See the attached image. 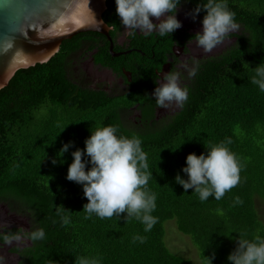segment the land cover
I'll return each instance as SVG.
<instances>
[{
  "label": "trees",
  "instance_id": "1",
  "mask_svg": "<svg viewBox=\"0 0 264 264\" xmlns=\"http://www.w3.org/2000/svg\"><path fill=\"white\" fill-rule=\"evenodd\" d=\"M197 3L181 0L179 7L191 12ZM107 5L103 17L114 28L115 40L120 18L115 0ZM228 6L238 31L225 38L228 46L221 55L199 64L187 87L188 100L164 117L156 114L150 95L155 74L150 73L157 65L161 69L165 52L150 42L131 58L115 57L110 40L96 32L75 36L81 40L71 46V40L64 41L49 61L19 69L0 90V205L29 215L30 231L43 228L46 233L33 242L22 264H77L79 257L100 264H199L171 250V221L191 239L200 264H208L213 255L212 264H229L227 256L240 233L249 239L264 236V92L251 83L252 68L264 63V0H228ZM199 15L202 19L204 13ZM84 41L85 51H96V63L133 73L131 92L108 93L70 79L68 68ZM103 125L142 140L153 175L148 188L157 196L153 215L158 222L150 232L123 214L88 217L82 210L87 203L82 186L66 179L71 153L83 149L90 130ZM226 139L241 164L240 182L219 201L201 202L191 189L185 193L174 178L177 173L187 178L181 171L187 155H199ZM70 141L73 146L62 156L59 150ZM236 197L243 203L236 204ZM63 216L69 217L68 224ZM137 236L144 242H134Z\"/></svg>",
  "mask_w": 264,
  "mask_h": 264
},
{
  "label": "clouds",
  "instance_id": "2",
  "mask_svg": "<svg viewBox=\"0 0 264 264\" xmlns=\"http://www.w3.org/2000/svg\"><path fill=\"white\" fill-rule=\"evenodd\" d=\"M180 4L181 0H115L120 25L132 37L137 33L146 36L157 33L161 37L172 35L182 27L181 21L177 19ZM201 12L204 13L200 21L202 28L195 34L194 43L205 52L216 48L230 33L239 29L228 0H198L189 15L195 20ZM181 67L188 72L189 77L196 75V67ZM252 69L254 75L251 83L264 92V63ZM181 75L179 70H170L163 73L158 85L155 83L151 97L158 107H183L188 100V88L181 85ZM90 133L84 141L85 147L71 153L73 159L66 176L67 180L82 186L87 200L82 210L88 217L93 214L99 218L122 217V214L124 218L134 217L143 224L144 232H150L158 222V218L153 215L157 196L148 188L153 175L148 170L147 153L143 150L142 140L135 135L129 137L118 134V127L113 125L98 126ZM231 143L230 139H226L205 147V152L199 155L194 152L188 154L186 166L181 169L187 178L177 173L175 183L185 193L191 189L201 202L210 197L221 200L226 192L240 182L241 164L228 147ZM72 146L71 141L65 143L59 152L63 156ZM56 162L55 159L52 161L53 164ZM235 203L242 204L243 201L236 197ZM62 222L68 224L69 217L63 216ZM5 227L7 225H0V229ZM45 236L43 228L33 231L21 228L15 233L2 235V239L4 244L11 245L40 241ZM133 240L144 242L140 236ZM235 243L236 247L227 256L229 264H264V236L257 234L249 239L245 233H240ZM214 258V255L207 257L208 264H212ZM0 264H4L3 257H0ZM77 264H100V261L79 257Z\"/></svg>",
  "mask_w": 264,
  "mask_h": 264
},
{
  "label": "water",
  "instance_id": "3",
  "mask_svg": "<svg viewBox=\"0 0 264 264\" xmlns=\"http://www.w3.org/2000/svg\"><path fill=\"white\" fill-rule=\"evenodd\" d=\"M107 8V0H0V90L19 69L49 61L81 33L106 36L111 54L120 56L103 17Z\"/></svg>",
  "mask_w": 264,
  "mask_h": 264
},
{
  "label": "flooded vegetation",
  "instance_id": "4",
  "mask_svg": "<svg viewBox=\"0 0 264 264\" xmlns=\"http://www.w3.org/2000/svg\"><path fill=\"white\" fill-rule=\"evenodd\" d=\"M182 8L179 7L177 11V19L181 21L182 27L177 29L172 35L161 37L157 33H152L151 35L147 36L143 33H137L135 37H132L127 35L125 30L121 26L120 30H118V34L115 36V40L112 38L114 50L116 46L122 48L120 49L118 54H120V56L124 55L127 58L133 57V55L136 53H142V49L144 47L142 43L148 44L150 42H153L155 49L159 45L161 51L165 52L163 53L165 62L161 69H159V66L157 65L154 69V73H150L155 74V77L153 76V79L157 85L160 82L163 73H166L170 70H179L182 74L181 85L188 87L189 83L192 82L195 76L189 77L188 72L183 67H181V65H187L189 68L196 67L197 73L199 69V64L201 62L221 55L227 49L228 46L225 42V39L220 45H218L216 48L209 52H205L202 48L198 47L194 43V41L195 34L201 31L202 28V25L200 23V21L202 20L201 16L198 15L196 19L193 20L191 15H189L190 12H186ZM111 28V32L114 31V28ZM79 40L81 39H78V37L71 39L72 42L69 43V46L78 43ZM83 43L84 44L80 45L82 47V50L79 51V54H77L76 59H74L73 61L74 65L69 66L68 68L70 79L75 81L77 84L83 85L84 87L92 88L95 90L103 89L108 93L117 94L119 92L120 94H125L131 92L132 89L130 88V83L132 82L133 73L124 69L122 71L123 74H120L111 67L96 63L94 58V53L96 51H85V49L88 47V44L85 41ZM169 48H171V52L167 50ZM86 62H88V66L85 64ZM91 68H94L93 70L98 73L102 72L100 70H103L105 73L108 74V77L103 78L102 74H98V76H95L97 79H94L93 82L88 83V80L91 77ZM156 84L153 88H151V93L156 87ZM146 88L147 91H149V85ZM142 89H145V87L143 86ZM156 108V114L158 117H164L167 115V113H169V111L164 110V108H160L158 106H156ZM136 116L140 117V112H138ZM3 205L4 204L0 205V225H7V227L0 229V257H3L4 264H10V258H12V256L14 255V258L16 259V264H22L21 262L26 257H28L29 253H31L33 242L26 241L20 244L13 243L11 245H7L4 244L2 235L8 233H15L21 228L30 231V224H23L19 220L6 219L4 217L5 212L2 207ZM14 212L20 214L16 211Z\"/></svg>",
  "mask_w": 264,
  "mask_h": 264
},
{
  "label": "rangeland",
  "instance_id": "5",
  "mask_svg": "<svg viewBox=\"0 0 264 264\" xmlns=\"http://www.w3.org/2000/svg\"><path fill=\"white\" fill-rule=\"evenodd\" d=\"M85 64L87 65L88 62H86ZM91 69H92V71H91L92 75L90 74L91 77L88 80V83L93 82L94 79H97L95 76H98V74H100V75L102 74L103 78L108 77V74L105 73L103 70H100L103 73L102 72L98 73L95 70H93L94 68H91ZM115 83H116V81H115ZM177 109H178V107L175 105H172L168 108H164V110L169 111V113H167V115L174 113ZM21 210H23V212H25L24 209H21ZM19 212H21V211H19ZM7 213L5 212V215H4V217L6 219H8L10 216L14 217V216L18 215L17 217L20 218L18 220L21 221L23 224H28V222L30 223V218H29L30 216L29 215H28L29 216L28 217V216L24 215V213H22V212H21L22 214L16 213V215H15V213L13 211L11 212L9 209H8ZM22 217L25 219H23ZM27 218L29 219V221ZM167 230H168L167 243L170 246L171 250H173L176 253L186 255L187 257L192 258L194 261H196L200 264L195 246L193 245L191 239L188 236H186L183 233L178 231L175 221H171L168 223ZM14 257L15 256L13 255L12 258H10V261H9L10 264H16V261H15L16 259Z\"/></svg>",
  "mask_w": 264,
  "mask_h": 264
}]
</instances>
